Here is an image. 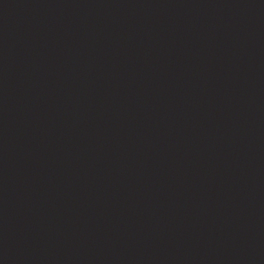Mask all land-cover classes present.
<instances>
[{
	"label": "water",
	"instance_id": "1",
	"mask_svg": "<svg viewBox=\"0 0 264 264\" xmlns=\"http://www.w3.org/2000/svg\"><path fill=\"white\" fill-rule=\"evenodd\" d=\"M0 264H264V0H0Z\"/></svg>",
	"mask_w": 264,
	"mask_h": 264
}]
</instances>
